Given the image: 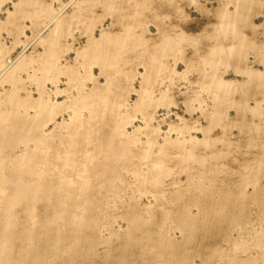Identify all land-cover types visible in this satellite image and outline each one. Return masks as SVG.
Listing matches in <instances>:
<instances>
[{"label":"rangeland","instance_id":"374dc122","mask_svg":"<svg viewBox=\"0 0 264 264\" xmlns=\"http://www.w3.org/2000/svg\"><path fill=\"white\" fill-rule=\"evenodd\" d=\"M0 70V264H264V0H0Z\"/></svg>","mask_w":264,"mask_h":264},{"label":"bare ground","instance_id":"6f19581e","mask_svg":"<svg viewBox=\"0 0 264 264\" xmlns=\"http://www.w3.org/2000/svg\"><path fill=\"white\" fill-rule=\"evenodd\" d=\"M109 64H110V63H109ZM13 67H14V66H13ZM14 69H15V67H14ZM14 69H13V70H14ZM11 70H12V69H11ZM0 71H1V70H0ZM8 78H9V77H8ZM0 116H2V115H0ZM1 118H2V117H1ZM5 118H6V117H5ZM2 120H5V119L3 118V119H1V121H2ZM2 122H3V121H2ZM5 207H6V206H5ZM7 208L9 209V207H7ZM10 209H11V208H10ZM8 211H9V210H8ZM83 219H84V218H83ZM2 246H3V245H2Z\"/></svg>","mask_w":264,"mask_h":264}]
</instances>
